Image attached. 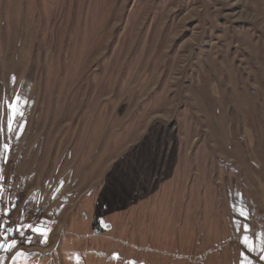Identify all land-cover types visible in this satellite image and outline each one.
I'll return each instance as SVG.
<instances>
[{
	"label": "rangeland",
	"instance_id": "1",
	"mask_svg": "<svg viewBox=\"0 0 264 264\" xmlns=\"http://www.w3.org/2000/svg\"><path fill=\"white\" fill-rule=\"evenodd\" d=\"M0 126L51 228L0 264H195L264 187V0H0Z\"/></svg>",
	"mask_w": 264,
	"mask_h": 264
},
{
	"label": "crops",
	"instance_id": "2",
	"mask_svg": "<svg viewBox=\"0 0 264 264\" xmlns=\"http://www.w3.org/2000/svg\"><path fill=\"white\" fill-rule=\"evenodd\" d=\"M258 207L264 213V187L258 193ZM247 199L249 197L247 196ZM244 200L243 204L237 201L234 203V208H228V229L226 231V239L219 242L214 247L202 250L197 246L193 263L195 264H239V259L243 256L248 257L251 264H264V217L257 211V205ZM240 202V201H239ZM244 212L247 216L241 215ZM247 224L249 230L243 231V225ZM247 235L250 243L254 246V251H249L242 242L243 237ZM204 245V244H203Z\"/></svg>",
	"mask_w": 264,
	"mask_h": 264
},
{
	"label": "snow or ice",
	"instance_id": "3",
	"mask_svg": "<svg viewBox=\"0 0 264 264\" xmlns=\"http://www.w3.org/2000/svg\"><path fill=\"white\" fill-rule=\"evenodd\" d=\"M23 98L20 96H16L12 101H10L7 105L8 115H7V133L12 136L19 137L20 132H22L24 124L19 123V120H22L24 117V108L21 105V100ZM15 123V127H14ZM19 129V131H17ZM4 132V129L2 126H0V134ZM3 151H0V159H4L6 157V153L9 149V145L7 143H3L2 145ZM3 170L0 169V172ZM0 180H3V176L0 175ZM3 194V186L0 184V196ZM12 207H15V203L12 204ZM10 210L8 208H5L3 210L2 215H7ZM241 215H245L244 212L241 213ZM245 218L247 219V216L245 215ZM42 227H34L32 224H17L15 228L11 226H6L3 223H0V251L3 252H11L14 248L17 247L19 243H25V244H31V243H41L46 244L47 243V233L51 231L50 226L42 222ZM243 231L247 232L249 230V227L247 224H244ZM30 231L33 235L31 236H25V232ZM19 235L21 237V240H17L15 238L16 235ZM242 242L244 245L248 248L249 251H254V246L250 243L249 237L245 235L243 237ZM264 247V245H262ZM29 255H39V254H29L25 253L23 251H18L16 254L12 257V261H17L21 257L27 258ZM242 258L239 259V264H251V262L248 260V257L243 256L241 254ZM261 259H264V256L260 257Z\"/></svg>",
	"mask_w": 264,
	"mask_h": 264
},
{
	"label": "built area",
	"instance_id": "4",
	"mask_svg": "<svg viewBox=\"0 0 264 264\" xmlns=\"http://www.w3.org/2000/svg\"><path fill=\"white\" fill-rule=\"evenodd\" d=\"M0 184H2L3 189L6 188V186H8L7 184H4V182L0 181ZM4 194H2V196H0V199H2ZM21 200L17 201V204H15L14 208H9L7 204L3 203L0 201V213L3 212V210L5 208H8L10 211L8 212L7 215H2L0 214V223L5 224L6 226H11L13 228H15V226L17 224H32L34 227H38L40 225H42V219H41V215L40 213L34 212L32 213L31 211H28L27 213H21L19 210V203ZM33 235L30 231H26L25 232V236H31ZM15 238L17 240H21L22 238L19 237V235L17 234L15 236ZM37 246L36 243H31V244H25V243H19L17 245V249H22V248H32Z\"/></svg>",
	"mask_w": 264,
	"mask_h": 264
}]
</instances>
